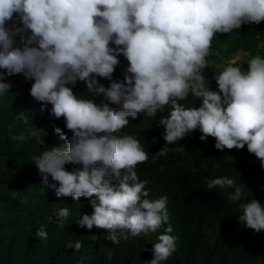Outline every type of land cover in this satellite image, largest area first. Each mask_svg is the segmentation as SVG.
Masks as SVG:
<instances>
[{
    "label": "clouds",
    "instance_id": "clouds-1",
    "mask_svg": "<svg viewBox=\"0 0 264 264\" xmlns=\"http://www.w3.org/2000/svg\"><path fill=\"white\" fill-rule=\"evenodd\" d=\"M261 21L264 0H0V97L12 87L6 77L22 73L34 81L26 91L42 109L50 104V114L65 119L72 135L54 130L64 145L45 147L32 159L57 197L89 198L94 211L81 215V227L101 229L112 244L152 233L154 258L148 264H161L176 250L168 197L150 199L149 181L136 170L148 151L134 135L119 134L129 117L155 118L169 108L159 120L167 142L159 156L199 129L200 140L214 137L218 150L247 145L264 167V55L246 53V69L236 60L226 63L215 76L219 91L209 88L204 74L217 33ZM121 55L128 66L123 79L115 80ZM98 78H107L109 86ZM78 81L91 98L74 94ZM190 94L202 100L198 108L181 103ZM16 118L29 125L24 111ZM31 137L44 143L31 125L12 138ZM207 187H219L238 204V219L246 227L264 230V205L249 199L245 185L220 176L210 178ZM69 215L65 206L50 219L62 224ZM46 228L35 235L47 240ZM82 245L69 241L67 247Z\"/></svg>",
    "mask_w": 264,
    "mask_h": 264
},
{
    "label": "trees",
    "instance_id": "trees-1",
    "mask_svg": "<svg viewBox=\"0 0 264 264\" xmlns=\"http://www.w3.org/2000/svg\"><path fill=\"white\" fill-rule=\"evenodd\" d=\"M15 22L22 26L18 20ZM21 38L19 34L16 37ZM246 53L264 55V21L244 24L229 34H216L209 65L204 70L209 88L219 91L215 76L239 55L237 63L246 69ZM119 59L113 73L115 80L123 79L128 66L123 55ZM98 79L109 86L107 78ZM6 82L12 87L0 97V264H78L81 257L86 258L82 264H148L154 258L152 239L156 236L141 234L121 239L119 244L108 243L101 229L96 232L95 226L88 229L77 222L82 214L93 213L89 198L75 201L71 196L57 197L43 182L33 156L45 147L64 145L54 131L56 127L67 136L72 135L71 130L66 128L63 117L57 119L50 114V104L49 110H43L42 103L26 91L34 81L21 73L7 76ZM73 91L91 98L82 81L77 82ZM95 99L100 103L103 95ZM181 103L198 108L202 100L190 94ZM20 111L41 134L42 145L37 137L27 141L12 138L29 127L16 118ZM168 114L166 107L155 118L143 113L137 118L129 117V125L119 133L134 135L148 151V160L139 162L136 170L141 180L149 181V198L167 195L170 203L168 223L173 228L171 234L178 239L172 256L161 264H264V230L256 232L246 227L238 219V204L231 202L219 187H207L210 178L230 176L245 185L249 199L255 198L264 205V167L259 158L248 151L247 145L243 149L218 150L214 137L200 140L199 129L169 145L167 155L159 156L157 152L167 143L159 120ZM72 167L66 165L68 170ZM65 206L70 208L69 217L62 224L53 222ZM43 225L49 233L47 240L35 235ZM77 240L83 242L79 250L67 247L69 241Z\"/></svg>",
    "mask_w": 264,
    "mask_h": 264
},
{
    "label": "rangeland",
    "instance_id": "rangeland-1",
    "mask_svg": "<svg viewBox=\"0 0 264 264\" xmlns=\"http://www.w3.org/2000/svg\"><path fill=\"white\" fill-rule=\"evenodd\" d=\"M241 58V55H239L235 60L236 62Z\"/></svg>",
    "mask_w": 264,
    "mask_h": 264
}]
</instances>
